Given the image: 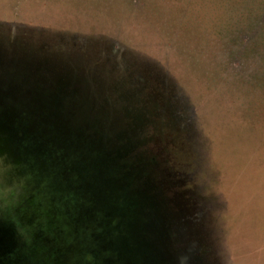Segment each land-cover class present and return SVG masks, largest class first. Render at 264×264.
<instances>
[{
	"label": "rangeland",
	"instance_id": "rangeland-1",
	"mask_svg": "<svg viewBox=\"0 0 264 264\" xmlns=\"http://www.w3.org/2000/svg\"><path fill=\"white\" fill-rule=\"evenodd\" d=\"M57 49L99 108L0 101V264H264L225 248L212 153L263 130L264 0H0V76Z\"/></svg>",
	"mask_w": 264,
	"mask_h": 264
},
{
	"label": "crops",
	"instance_id": "crops-1",
	"mask_svg": "<svg viewBox=\"0 0 264 264\" xmlns=\"http://www.w3.org/2000/svg\"><path fill=\"white\" fill-rule=\"evenodd\" d=\"M212 141V153L221 157L213 169L223 242L234 261L246 262L264 251V127L226 121L216 127Z\"/></svg>",
	"mask_w": 264,
	"mask_h": 264
},
{
	"label": "trees",
	"instance_id": "trees-1",
	"mask_svg": "<svg viewBox=\"0 0 264 264\" xmlns=\"http://www.w3.org/2000/svg\"><path fill=\"white\" fill-rule=\"evenodd\" d=\"M64 51L53 50L46 61L40 58L34 59L32 66H28L26 61L18 63L17 67L9 62L12 55L8 54L4 58L8 71L4 74L2 72L0 76V101L16 104L18 112L22 114L30 109L38 111L44 99L66 100V107L73 112H71L72 116L84 112L88 114L84 107L82 110V103L86 105L90 102L93 104V109L99 108L97 100L101 98L92 99L88 94L93 89L99 90L96 83L103 80L96 63L88 64L81 55L80 57L67 55ZM106 81H108L107 85H112L105 76V84ZM103 100L107 103L112 101L110 95L104 96Z\"/></svg>",
	"mask_w": 264,
	"mask_h": 264
},
{
	"label": "water",
	"instance_id": "water-1",
	"mask_svg": "<svg viewBox=\"0 0 264 264\" xmlns=\"http://www.w3.org/2000/svg\"><path fill=\"white\" fill-rule=\"evenodd\" d=\"M12 201H10V199H5V204L7 206V208H9L11 210V207H12V204H11ZM16 203V202H15ZM19 214L20 213H24V210H21L18 212ZM18 213H14V212H10L9 211V214L11 217L15 218L16 219V222H18V224L20 225V220L21 218H18Z\"/></svg>",
	"mask_w": 264,
	"mask_h": 264
},
{
	"label": "flooded vegetation",
	"instance_id": "flooded-vegetation-1",
	"mask_svg": "<svg viewBox=\"0 0 264 264\" xmlns=\"http://www.w3.org/2000/svg\"><path fill=\"white\" fill-rule=\"evenodd\" d=\"M15 222V221H14ZM15 224H16V222H15ZM18 226H20L19 224H16V227H18Z\"/></svg>",
	"mask_w": 264,
	"mask_h": 264
}]
</instances>
